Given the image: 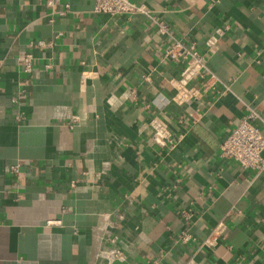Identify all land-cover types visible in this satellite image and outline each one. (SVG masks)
<instances>
[{
  "label": "crops",
  "instance_id": "obj_1",
  "mask_svg": "<svg viewBox=\"0 0 264 264\" xmlns=\"http://www.w3.org/2000/svg\"><path fill=\"white\" fill-rule=\"evenodd\" d=\"M130 1L167 33L0 0V264H264V168L219 156L250 111L264 133V0Z\"/></svg>",
  "mask_w": 264,
  "mask_h": 264
},
{
  "label": "built area",
  "instance_id": "obj_2",
  "mask_svg": "<svg viewBox=\"0 0 264 264\" xmlns=\"http://www.w3.org/2000/svg\"><path fill=\"white\" fill-rule=\"evenodd\" d=\"M93 4V12L96 14L104 15H125L131 17L133 15H142L148 19H152L156 23L159 31L163 34L167 33V26L161 21L154 20L150 15V12L141 5H137L130 0H91ZM68 6H65V10L59 12L63 15L67 12ZM38 48H47L52 46V42L45 43L42 40L36 42ZM180 55V53H179ZM189 62L187 63L185 70L182 73L181 82L191 80L195 76H204L209 73V70L202 58L194 50L188 52ZM47 67H50L49 65ZM34 70V62L30 55H26L22 59V72L24 74H32ZM214 78L210 75V79ZM182 91V90H181ZM188 98L190 95L189 90L182 91ZM181 94L177 95V99H181ZM257 114L250 111L234 128V130L222 141L220 145L219 156L222 159L231 160L239 164V166L245 170H257L260 171L264 168V133L259 129L257 123ZM18 165L11 166V171L18 172ZM218 231V229H217ZM188 235L185 233L182 236V240L186 241ZM205 244H209L206 240ZM103 256L108 263L113 259H120L121 253L118 250L111 249L104 252Z\"/></svg>",
  "mask_w": 264,
  "mask_h": 264
}]
</instances>
